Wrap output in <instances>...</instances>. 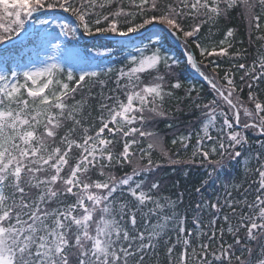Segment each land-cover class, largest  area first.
I'll list each match as a JSON object with an SVG mask.
<instances>
[{"label":"snow or ice","instance_id":"obj_1","mask_svg":"<svg viewBox=\"0 0 264 264\" xmlns=\"http://www.w3.org/2000/svg\"><path fill=\"white\" fill-rule=\"evenodd\" d=\"M127 7L125 0H0V264H159L161 244L166 264H264V152L255 154V169L244 161L246 173L258 174L254 197L246 191L233 199L227 187L223 199L201 197L192 207V229L186 227L187 210H180L183 193L176 199L160 195V164L153 159L154 152L170 165L199 158L210 169L194 188L199 196L244 155L249 131L264 136V100L253 91V84L264 80V55L252 66L234 65L249 89L245 101L228 70L218 79L201 70L205 58L229 55L233 29L218 45L199 40L203 25L239 8L264 47V0H128ZM56 10L73 18L75 26L40 18ZM148 26L155 28L149 44L129 51L119 69L81 71L77 77L48 55L38 64L29 57L31 67L17 70L28 55L23 49L29 36L53 51L60 48L52 43L56 29L73 38L78 30L112 37L94 54L103 57L111 55L113 44L124 46L116 37ZM169 37L184 46L187 64L211 85V100L201 101L194 87L182 83L178 61L163 50ZM109 80L114 87L107 95L101 91L93 116L89 101L96 98L76 96L90 81L103 90ZM182 89L201 113L200 127L194 145L191 132L171 140L185 151L192 147L190 157L174 159L146 125L167 117L166 101ZM225 207L228 227L217 230L216 214ZM208 211L213 215L204 223ZM225 231L231 243L225 242Z\"/></svg>","mask_w":264,"mask_h":264},{"label":"trees","instance_id":"obj_2","mask_svg":"<svg viewBox=\"0 0 264 264\" xmlns=\"http://www.w3.org/2000/svg\"><path fill=\"white\" fill-rule=\"evenodd\" d=\"M127 4L128 0H125V8L126 10H130L128 9ZM256 11L257 14H260L259 8H257ZM49 13L63 12L56 10ZM186 23H191V21H186ZM262 26H264V21H262ZM229 28H232L234 31L233 37L228 38V40L231 41L233 45V47L229 49V55L211 56L205 58L204 63L201 64V70L208 74L210 79H218V77L223 76L225 70H228L230 75L234 77L238 88H243L241 99L246 101L249 89L241 83L240 77L243 72L234 65L245 63L248 66H252L254 61H258L259 57L264 55V47L261 46L262 42L256 40L255 34L250 33L247 20L242 15V10L237 8L236 10L230 12L226 17L219 19V21L214 25H203L202 30L199 33V40L205 45H218L219 41L225 39V33ZM79 33L80 39L76 41L78 49L73 54L69 53L65 56V63H70L73 66L87 64V61H89L91 57L88 56L86 51L104 50L102 45L108 44L112 41V37H104L99 35L89 37L84 35L82 31H79ZM144 35L145 34L136 36L135 39L141 40L137 47L145 48L149 44V40L143 42ZM115 39L118 40L117 37ZM73 43L74 42L70 39V37H68V39L63 44V49H68L73 45ZM28 46L36 47L38 50L42 48V45L39 44V41L34 39L32 36H29L28 40L25 41V47L23 49L24 52L25 48ZM123 49H125L124 46L122 47L121 45L113 44L109 49L111 55H106L101 59L104 61L103 64H111L114 69H119L125 61L122 52ZM163 50L169 57H173L178 61L179 67L176 68V72L185 87H194L199 92L201 101L207 102L211 100L214 95L211 85L204 78H199V73L187 64L184 46L181 44L180 46L177 45L175 39L169 37L167 40L163 41ZM236 52H239L240 55L234 56L233 53ZM192 53L197 61L201 60L199 51L196 50L194 46H192ZM210 61H213L214 64L210 65ZM215 65H219V68L216 70L218 76L216 73H213V67ZM164 71V67L161 66L160 72L163 73ZM101 78L107 79L103 76ZM144 78L147 80L151 77L145 73ZM113 87L114 84L111 80L108 81L107 87H105L103 90H101L99 85L93 87L90 81L89 84L85 85L81 92L77 94L76 99L80 100L81 96L87 99L89 97V93L92 97H95L96 99H91L89 101L92 106V114L95 116V109L98 107V99L100 97L101 91H103L104 95H107L109 94V90ZM253 91L259 99L264 100V80L254 83ZM195 95L196 93H193L194 97ZM165 108L170 114L167 117L158 118L156 121L146 125V129L155 132L161 137L164 146L169 150L174 159L190 157L192 152L191 146H189L187 151H185L179 144L175 146L172 145L171 140L177 138L181 134L187 135L189 132H191V145H194L196 140L195 132L200 127L198 121L200 120L201 113L191 105L187 98L184 97L183 89L177 92L176 97L170 98L166 101ZM247 135L249 137V145L246 146L244 155L238 162L232 163L228 168L224 169L220 173L219 181L203 188L199 196L195 194L194 188L200 186V181L204 178L205 172L210 170L207 165H201L199 158H197V161L194 164L170 165L167 163L166 158L161 157L159 152L153 153L154 161L160 164V167L157 171V175L161 180L160 195L169 196L173 199H176L179 193H183V204L181 205L180 210L181 212L187 210V228H194V225L192 224L194 215L192 212V207L197 200L201 199V197L215 200L219 195L221 199H223L226 195V187L228 191L232 192L233 199H241L246 191L249 199L254 197V189L258 187V185L253 184L252 181L258 178V174L254 172L246 173L244 161L247 158L249 160L247 167L249 169H255L257 166L254 159L255 154L258 151L264 152V150H261L260 148V144L264 143V136L260 135L259 132L253 131H249ZM144 143L146 144L147 141H144ZM118 148L122 149V145H118ZM123 171H128V169H124ZM235 185L240 186L239 190H237L235 187H230ZM228 213L229 209L225 207L222 212L216 214L218 218L216 225L217 230H219L221 227H224L226 230L228 227V225H226L223 221V216ZM212 215L213 214L210 211L205 212L203 217L204 223H207L212 218ZM217 237H219V231H217ZM224 240L226 243L232 242L231 236L228 235L226 231ZM218 243L219 239H217V241L214 243V246ZM157 251L159 264H166L165 246L161 244ZM179 251L180 248L177 247L176 252L179 253Z\"/></svg>","mask_w":264,"mask_h":264},{"label":"rangeland","instance_id":"obj_3","mask_svg":"<svg viewBox=\"0 0 264 264\" xmlns=\"http://www.w3.org/2000/svg\"><path fill=\"white\" fill-rule=\"evenodd\" d=\"M53 17L64 19L67 22H69L72 26H75V21L73 20V18L69 17L65 13H49V14H44L40 18L51 19ZM154 30H155V28H152V29L147 31V28H146V29L141 30L140 32L136 33V36H139L141 34H145L144 35V41H143V42H145L148 40V37H150L152 35V32ZM55 31H56L58 39L55 41H52V43H59L60 48L53 51L51 49L50 45H42V48L39 50L36 47H30V46L26 47L25 53H27L28 55H26L24 57V59L22 61H20L21 67L17 70L23 71L24 67H31V65L28 64L29 57H31L33 60H36L37 64H38L39 60H44L48 55H54L56 58V61L63 65L65 71L72 70L77 77L81 71L103 72V71H106L107 68H109V67L113 68L111 64H107V65L103 64L104 61L101 59L104 58L105 56L95 57L94 54H95L96 50L86 51V53H88V56L91 57L89 59V61H87L88 62L87 64L73 66L70 63H65V56L68 55L69 53L73 54L78 49L77 48L78 46L76 45V41L78 39H80V33H79V31H77L76 37L73 38L71 35L60 36L59 35V29H56ZM136 36H134L133 34H130L128 37L118 38L119 41L124 42V48L125 49L122 50L124 58L126 57L127 53L129 51H131L133 48H141V47H137V45L141 42V40L135 39ZM68 37H70V39L75 44L73 43V45L71 47H69L68 49L65 50V49H63V44L68 39ZM24 39H25V35L22 34L21 40H24ZM153 39H155V37H153ZM100 51H104V50H100ZM124 63H125V61H124Z\"/></svg>","mask_w":264,"mask_h":264},{"label":"water","instance_id":"obj_4","mask_svg":"<svg viewBox=\"0 0 264 264\" xmlns=\"http://www.w3.org/2000/svg\"><path fill=\"white\" fill-rule=\"evenodd\" d=\"M152 28H154V26H149V27L147 28V31L150 30V29H152ZM133 35L135 36L136 34H133Z\"/></svg>","mask_w":264,"mask_h":264}]
</instances>
